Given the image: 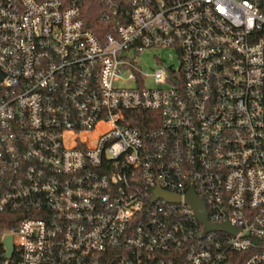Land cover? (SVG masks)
Returning a JSON list of instances; mask_svg holds the SVG:
<instances>
[{
  "label": "built area",
  "instance_id": "built-area-1",
  "mask_svg": "<svg viewBox=\"0 0 264 264\" xmlns=\"http://www.w3.org/2000/svg\"><path fill=\"white\" fill-rule=\"evenodd\" d=\"M81 1L0 0V264H264V0Z\"/></svg>",
  "mask_w": 264,
  "mask_h": 264
},
{
  "label": "water",
  "instance_id": "water-1",
  "mask_svg": "<svg viewBox=\"0 0 264 264\" xmlns=\"http://www.w3.org/2000/svg\"><path fill=\"white\" fill-rule=\"evenodd\" d=\"M152 193L155 198L163 197L167 200H174V201L179 200V196L162 191L160 189H155L152 191ZM185 201L192 208L197 220L201 224L204 225L205 228H204L203 234L208 231H212V230H230L231 229V226L228 222H224L221 224H211L207 221V212H206L205 206L203 202L201 201V199L197 196L193 187L185 195ZM6 245H7L8 253L10 254L12 251V243H11V238L9 236L6 238Z\"/></svg>",
  "mask_w": 264,
  "mask_h": 264
},
{
  "label": "trees",
  "instance_id": "trees-1",
  "mask_svg": "<svg viewBox=\"0 0 264 264\" xmlns=\"http://www.w3.org/2000/svg\"><path fill=\"white\" fill-rule=\"evenodd\" d=\"M103 6L99 0H82L81 14L85 22V26L96 35L100 36L109 28V23L101 19Z\"/></svg>",
  "mask_w": 264,
  "mask_h": 264
},
{
  "label": "rangeland",
  "instance_id": "rangeland-1",
  "mask_svg": "<svg viewBox=\"0 0 264 264\" xmlns=\"http://www.w3.org/2000/svg\"><path fill=\"white\" fill-rule=\"evenodd\" d=\"M152 54H156L157 57L164 60V63L173 64L174 67H176L178 64L177 58L172 56V50L170 49L148 50L138 56L139 66L141 70L146 74L151 73L154 68L159 66V64L155 62L154 56H152ZM145 85L146 87L153 86L152 79L147 78L145 81Z\"/></svg>",
  "mask_w": 264,
  "mask_h": 264
}]
</instances>
